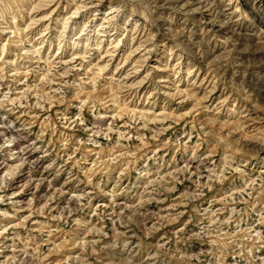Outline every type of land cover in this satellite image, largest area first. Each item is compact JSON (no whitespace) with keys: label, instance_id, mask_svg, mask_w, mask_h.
<instances>
[{"label":"clouds","instance_id":"1","mask_svg":"<svg viewBox=\"0 0 264 264\" xmlns=\"http://www.w3.org/2000/svg\"><path fill=\"white\" fill-rule=\"evenodd\" d=\"M0 264H264V0H0Z\"/></svg>","mask_w":264,"mask_h":264},{"label":"rangeland","instance_id":"2","mask_svg":"<svg viewBox=\"0 0 264 264\" xmlns=\"http://www.w3.org/2000/svg\"><path fill=\"white\" fill-rule=\"evenodd\" d=\"M246 7H248L247 5H246ZM249 10L251 11V9L249 8ZM253 15H255V13H253ZM138 58V57H137ZM134 59H136V58H134ZM206 74V75H205ZM208 75H209V70L207 71V68L205 67L204 68V70L201 72V74H200V80L202 81V78L205 76V77H208ZM224 85H220V88H221V91H223L224 90ZM145 88H147V86H145ZM140 95L141 96H143L144 95V91L142 90L141 91V93H140ZM220 97L219 96H217V99H219ZM137 99V102H139V97H137L136 98ZM177 130H179V129H177ZM169 135H171V133H169ZM183 185L182 186H180V189H181V191L183 190ZM154 207V206H153Z\"/></svg>","mask_w":264,"mask_h":264},{"label":"bare ground","instance_id":"3","mask_svg":"<svg viewBox=\"0 0 264 264\" xmlns=\"http://www.w3.org/2000/svg\"><path fill=\"white\" fill-rule=\"evenodd\" d=\"M207 68V67H206ZM207 71H208V69H207ZM206 75V74H205ZM205 80V76L202 78V81H204Z\"/></svg>","mask_w":264,"mask_h":264}]
</instances>
